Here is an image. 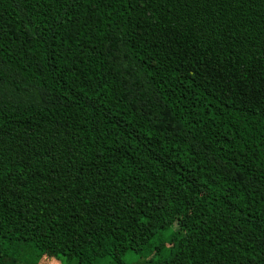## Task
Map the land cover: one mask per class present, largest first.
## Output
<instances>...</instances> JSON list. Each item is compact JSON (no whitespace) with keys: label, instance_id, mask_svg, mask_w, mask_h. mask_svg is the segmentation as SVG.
Returning a JSON list of instances; mask_svg holds the SVG:
<instances>
[{"label":"trees","instance_id":"obj_1","mask_svg":"<svg viewBox=\"0 0 264 264\" xmlns=\"http://www.w3.org/2000/svg\"><path fill=\"white\" fill-rule=\"evenodd\" d=\"M264 264V0H0V264Z\"/></svg>","mask_w":264,"mask_h":264},{"label":"rangeland","instance_id":"obj_2","mask_svg":"<svg viewBox=\"0 0 264 264\" xmlns=\"http://www.w3.org/2000/svg\"><path fill=\"white\" fill-rule=\"evenodd\" d=\"M138 255L135 253H128L126 256L127 264L136 263L138 259ZM160 259V256H157L152 262L155 264ZM37 264H64L63 258L59 256H54L52 254H46ZM95 264H115L111 258H102L98 260Z\"/></svg>","mask_w":264,"mask_h":264}]
</instances>
